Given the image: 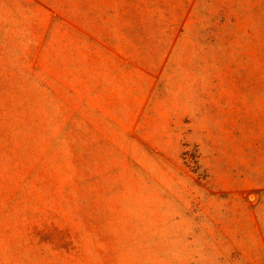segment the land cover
Segmentation results:
<instances>
[{"label":"rangeland","instance_id":"1","mask_svg":"<svg viewBox=\"0 0 264 264\" xmlns=\"http://www.w3.org/2000/svg\"><path fill=\"white\" fill-rule=\"evenodd\" d=\"M0 264H264V0H0Z\"/></svg>","mask_w":264,"mask_h":264}]
</instances>
